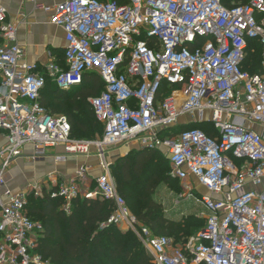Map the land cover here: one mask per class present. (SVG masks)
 <instances>
[{
	"label": "built area",
	"instance_id": "obj_1",
	"mask_svg": "<svg viewBox=\"0 0 264 264\" xmlns=\"http://www.w3.org/2000/svg\"><path fill=\"white\" fill-rule=\"evenodd\" d=\"M45 10L67 43L66 67L49 63L46 75L27 62L0 5V264H44L35 252L44 226L27 207L30 191L43 199L48 183L47 195L62 199L66 213L79 198L110 202L103 227L133 232L151 264H264V0H64ZM251 40L263 47L262 74L242 69ZM86 73L104 84L89 98L104 126L99 140L74 139L68 118L40 102L47 78L70 90ZM205 122L216 135L174 131ZM120 146L163 151L182 199L197 200V181L205 190L201 231L176 244L132 213L111 172ZM49 157L58 165L95 158L100 174L92 178L83 164L67 180L51 173L25 190L10 188L18 160Z\"/></svg>",
	"mask_w": 264,
	"mask_h": 264
},
{
	"label": "trees",
	"instance_id": "obj_2",
	"mask_svg": "<svg viewBox=\"0 0 264 264\" xmlns=\"http://www.w3.org/2000/svg\"><path fill=\"white\" fill-rule=\"evenodd\" d=\"M223 1L230 6L232 1L245 4L249 0ZM262 60V44L259 40L249 41L242 69L252 75L262 74ZM101 85L104 90L101 78L95 73H86L83 83L70 90L59 89L47 78L40 102L50 114L68 118L74 139L99 140L104 135V126L97 120L89 98L100 94ZM192 128H199L209 136L217 134L209 122L182 124L174 131ZM160 153L163 154L160 150L144 149L136 151L133 158L119 160L115 163L119 170L116 181L120 194L140 221L157 236H167L175 239L176 244H183L203 229L204 222L192 215L179 222L171 221L166 218L162 205L154 200L161 183L172 190L181 189L171 183L169 161L160 160ZM62 205V199H52L49 195L43 199L29 195L27 213L44 226L35 250L44 264H151V256L133 232L123 233L115 225L103 227L113 212L110 202L79 198L70 213L61 210Z\"/></svg>",
	"mask_w": 264,
	"mask_h": 264
},
{
	"label": "crops",
	"instance_id": "obj_3",
	"mask_svg": "<svg viewBox=\"0 0 264 264\" xmlns=\"http://www.w3.org/2000/svg\"><path fill=\"white\" fill-rule=\"evenodd\" d=\"M62 1L64 0H0V5H2L7 10L8 22H11L17 28L18 43L25 50L27 62L37 65L38 71L44 75L47 74L46 67L49 63L55 62L61 67H66L65 49L67 43L65 31L62 28L52 24L51 21L53 12H48L45 10L46 7L54 9V7H56ZM100 87L101 93L103 91V85ZM143 150L144 149H141L139 146H120L111 151L110 158L114 161V163H116L121 159L129 157L130 154H132L134 157L136 151L140 152ZM161 152L165 156L164 152ZM83 164H87L92 167V178L100 174L98 161L95 158L87 160L72 159L70 162L64 165L56 164L52 157H49L43 161H39L38 163H31L27 160L20 159L13 165L11 169L10 174L12 180L10 181L9 186L11 189L18 192L25 188L28 180H35L43 183L44 181H47L48 175L51 173H56L59 175V177H61V179L63 178V180H67L75 173L77 168ZM191 182H193L195 189L199 191L201 195L205 194V190L198 185L195 179H191ZM90 185H92V181ZM173 193L178 195L180 192L174 191ZM191 201L193 200L187 199L185 201H179L177 198L175 204L180 206L183 203H188ZM164 212L166 216L169 211L165 210ZM179 216L180 217H176L172 214V216H166V218L177 222L186 218V215L183 213H181ZM119 229L123 233H128L124 227Z\"/></svg>",
	"mask_w": 264,
	"mask_h": 264
},
{
	"label": "rangeland",
	"instance_id": "obj_4",
	"mask_svg": "<svg viewBox=\"0 0 264 264\" xmlns=\"http://www.w3.org/2000/svg\"><path fill=\"white\" fill-rule=\"evenodd\" d=\"M187 121V120H186ZM190 121V119H188V122ZM87 140V139H86ZM89 140H93V139H89ZM129 157L133 158V155L130 154ZM163 160V159H166V157L160 153V160ZM110 161L111 163H114V161L110 158ZM169 167H170V164H169ZM118 168L115 166V163L112 164V167H111V172H112V175L114 176L115 179H117V172H118ZM171 167L169 168V173L171 175ZM172 177V176H171ZM173 178V177H172ZM30 179V178H29ZM60 180L63 181V178L61 179L60 177ZM27 181V180H26ZM35 182H38V181H35V180H28V182L26 183L27 185L25 186V189H27L28 185L29 184H34ZM171 183H173V185H175L177 187L180 186L181 189H177L174 190V191H177L179 192L180 190V193L177 195L176 193H173L174 191L172 190V188L170 187H167V186H164L163 183L159 184L156 188V193L154 195V200L162 205L164 211L167 210L169 211L168 214L166 216L170 217L172 216V214L174 216H178L180 217L179 215L181 213L185 214L186 216L185 217H188L190 215L192 216H196L198 219H201L203 220L204 222V226H205V212L203 210V207H202V204L200 202L201 200V194L199 191H197L195 189L194 191V195L196 197L197 200H193L191 202H188V203H183L181 204L180 206H177L175 204L177 198L179 201H185L187 200V198L184 196V198L182 199L180 196L183 195V189H184V185L183 183L181 182H178L176 179H171ZM91 188L92 189H95L96 188V184L94 181H92V185H91ZM52 189V185H43V191H44V195H47L48 191ZM30 195H34L35 198L37 199H42L41 197L37 196V194L35 192H31L29 193ZM177 195V196H176ZM162 203V204H161ZM131 209V208H130ZM132 213L134 214L133 210L131 209ZM165 213V212H164ZM135 215V214H134ZM203 226V228H204ZM173 239V238H172ZM174 242H176L175 239H173Z\"/></svg>",
	"mask_w": 264,
	"mask_h": 264
}]
</instances>
